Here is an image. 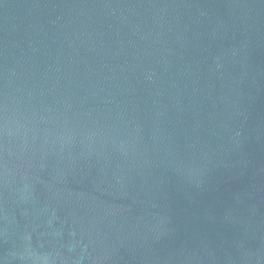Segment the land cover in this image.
<instances>
[{
  "label": "water",
  "instance_id": "obj_1",
  "mask_svg": "<svg viewBox=\"0 0 264 264\" xmlns=\"http://www.w3.org/2000/svg\"><path fill=\"white\" fill-rule=\"evenodd\" d=\"M0 264H264V0H0Z\"/></svg>",
  "mask_w": 264,
  "mask_h": 264
}]
</instances>
